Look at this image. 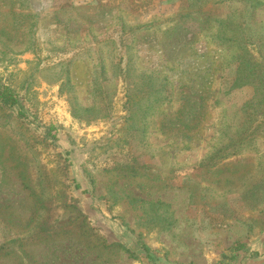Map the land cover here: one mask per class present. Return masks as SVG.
I'll list each match as a JSON object with an SVG mask.
<instances>
[{
    "label": "rangeland",
    "instance_id": "1",
    "mask_svg": "<svg viewBox=\"0 0 264 264\" xmlns=\"http://www.w3.org/2000/svg\"><path fill=\"white\" fill-rule=\"evenodd\" d=\"M0 264H264V0H0Z\"/></svg>",
    "mask_w": 264,
    "mask_h": 264
},
{
    "label": "trees",
    "instance_id": "2",
    "mask_svg": "<svg viewBox=\"0 0 264 264\" xmlns=\"http://www.w3.org/2000/svg\"><path fill=\"white\" fill-rule=\"evenodd\" d=\"M0 100L4 104L12 106L16 103V96L13 94L12 90L8 86H4L0 91Z\"/></svg>",
    "mask_w": 264,
    "mask_h": 264
}]
</instances>
